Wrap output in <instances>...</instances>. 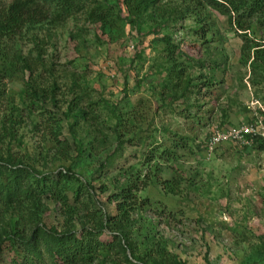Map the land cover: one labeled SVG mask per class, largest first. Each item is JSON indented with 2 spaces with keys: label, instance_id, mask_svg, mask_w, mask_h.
<instances>
[{
  "label": "rangeland",
  "instance_id": "1",
  "mask_svg": "<svg viewBox=\"0 0 264 264\" xmlns=\"http://www.w3.org/2000/svg\"><path fill=\"white\" fill-rule=\"evenodd\" d=\"M86 2L61 21L2 40V61L15 63L16 56L23 66L0 81L1 159L43 172L69 168L91 185L95 207L107 214L114 213L108 195L126 175L140 176L148 182L136 199L149 204L130 213L127 227L139 250V225L148 223L154 241L183 264H264V152L225 143L208 157L202 153L210 131L248 117L251 98L264 105V71L252 73L240 62L242 42L224 16L202 8L209 31L192 32L188 0ZM96 5L111 18L89 16ZM247 39L262 43L264 32L252 25ZM25 83L37 97L34 106ZM46 111L61 121L66 156L55 158L38 123ZM7 119L14 124L2 133ZM151 145L171 149L172 159L148 161ZM157 179L169 182L167 191L175 180L178 186L164 192ZM42 204V224L62 231L58 206ZM11 210L0 205V232L11 220L27 235L28 222ZM92 264L124 262L105 251Z\"/></svg>",
  "mask_w": 264,
  "mask_h": 264
},
{
  "label": "trees",
  "instance_id": "2",
  "mask_svg": "<svg viewBox=\"0 0 264 264\" xmlns=\"http://www.w3.org/2000/svg\"><path fill=\"white\" fill-rule=\"evenodd\" d=\"M146 1L134 0L133 4L142 5ZM188 2L192 5L191 13L196 16L197 27L192 32L199 31L204 35L209 31L202 16V8L224 16L232 32H235L242 42L239 50L240 62L243 65L248 62L252 73L256 70L264 71V46L261 47L264 41L259 43L247 39L252 25L264 32V0ZM88 4L86 0H12L7 4L0 3V44L2 40H11L9 38L20 33L22 29L46 21L56 23ZM103 9L104 6L99 5L90 7L89 16L99 21L111 18L103 15ZM162 40L169 46L168 37ZM2 54L0 49V81L13 77L19 66H23L16 56L13 58L15 63L2 61ZM170 72L171 69L167 74ZM24 86L25 94H29L32 100L28 99V103L34 106L33 102L37 97L27 83ZM6 122L7 127H2V133L6 130L10 133L8 129L14 124L11 119ZM40 122L44 134L48 135L49 141L56 147L55 158H58L57 155L66 156L67 142L58 137L61 135L60 119L46 111L45 115L40 117L38 123ZM150 148L148 161L156 158L167 161L173 157L171 149H159L156 145L154 148L151 145ZM252 150L264 152V143L258 142L251 149L244 151ZM124 180L118 192L109 194L106 198L114 209L113 214H107L95 207L91 185L69 168L43 172L28 163H12V160H2L0 157V205L7 212L12 209L11 212H15L20 220H26L30 226L29 233L24 235L23 231L17 230L13 221L10 220L9 224L4 225L5 229L0 232V264H92L94 257L105 251L121 254L124 264H183L167 253L159 240L154 241L148 223L139 225V230L145 233L139 241L141 250L130 241L127 232V227L132 222L130 213L149 204L146 198L138 201L135 193L144 189L148 181H142L140 176L129 179L127 175ZM157 180L164 192L172 194V189L178 186V180H175L167 191L169 182L164 179ZM100 192H105V189L101 188ZM42 199L51 200L58 206L64 228L62 231L55 227L45 228L42 224L41 217L45 211ZM75 225L77 229H74ZM101 236L107 238L101 240Z\"/></svg>",
  "mask_w": 264,
  "mask_h": 264
},
{
  "label": "built area",
  "instance_id": "3",
  "mask_svg": "<svg viewBox=\"0 0 264 264\" xmlns=\"http://www.w3.org/2000/svg\"><path fill=\"white\" fill-rule=\"evenodd\" d=\"M248 117L236 126L214 128L203 144V155L210 156L221 145L227 143L237 151L249 150L256 143H264V105L251 98L246 106Z\"/></svg>",
  "mask_w": 264,
  "mask_h": 264
}]
</instances>
